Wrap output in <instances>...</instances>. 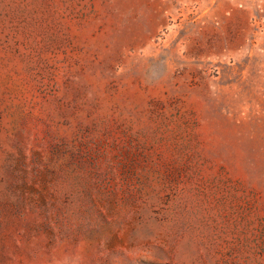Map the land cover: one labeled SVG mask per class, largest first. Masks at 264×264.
Here are the masks:
<instances>
[{
    "label": "rangeland",
    "instance_id": "rangeland-1",
    "mask_svg": "<svg viewBox=\"0 0 264 264\" xmlns=\"http://www.w3.org/2000/svg\"><path fill=\"white\" fill-rule=\"evenodd\" d=\"M0 264H264V0H0Z\"/></svg>",
    "mask_w": 264,
    "mask_h": 264
}]
</instances>
